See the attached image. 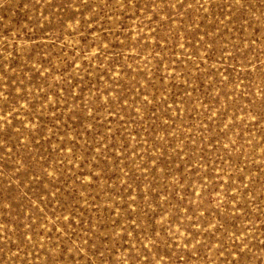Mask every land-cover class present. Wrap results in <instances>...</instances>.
Instances as JSON below:
<instances>
[{
  "label": "rangeland",
  "instance_id": "rangeland-1",
  "mask_svg": "<svg viewBox=\"0 0 264 264\" xmlns=\"http://www.w3.org/2000/svg\"><path fill=\"white\" fill-rule=\"evenodd\" d=\"M0 264H264V0H0Z\"/></svg>",
  "mask_w": 264,
  "mask_h": 264
}]
</instances>
